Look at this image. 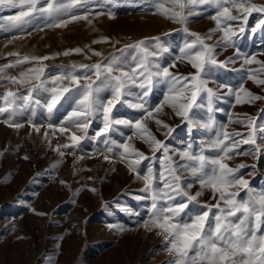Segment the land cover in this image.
Masks as SVG:
<instances>
[{"label":"snow or ice","instance_id":"6c2138e0","mask_svg":"<svg viewBox=\"0 0 264 264\" xmlns=\"http://www.w3.org/2000/svg\"><path fill=\"white\" fill-rule=\"evenodd\" d=\"M124 6L158 15L179 27L163 36L124 44L107 55L90 47L88 52L77 47L42 57L9 53L17 58L0 67V87L5 88L0 93V124L17 131L27 125L32 133L42 134V142L56 156L53 169L66 163L68 156L74 165L100 157L110 165H122L139 184L134 198L143 202L139 207L144 211L132 209L139 217L137 225L162 241L169 264H264V187L246 178L255 177V171H242L256 170L257 162L264 160V125L257 124L264 114V3L0 0V13H11L0 15V34L12 33L14 40L32 31L66 28L89 16L111 20L116 18L115 9ZM254 13L259 18L250 27ZM202 15L214 22L206 36L189 28L192 17ZM249 32L262 34L257 51L244 50ZM216 33L220 34L216 41L207 43ZM109 42L108 38L93 41ZM228 49L232 54L219 59ZM73 53L86 60L98 59L58 66L54 74L44 64ZM181 63L188 68L186 74L173 71ZM24 66L28 67L18 75L8 74ZM232 73H238L239 81ZM249 82L259 94L246 87ZM220 102L233 107L262 104L257 116L245 113L234 119L226 113L227 123L244 125L245 134L226 131L218 115L224 111ZM61 109L64 113L57 116ZM41 113L46 123L38 122ZM23 114L30 118L17 122ZM54 117L58 122H53ZM181 127L186 137L178 148L172 141ZM50 133L56 139L59 133L64 142L53 146ZM86 141L91 148H82ZM242 145L249 147L242 149ZM238 156L256 162L230 166L229 161ZM20 158L30 159L27 154ZM58 183L70 187L64 179ZM82 187L94 195L99 191L94 186ZM205 193L210 200L200 199ZM31 211L46 215L35 208ZM108 228L126 231L115 224Z\"/></svg>","mask_w":264,"mask_h":264},{"label":"rangeland","instance_id":"374dc122","mask_svg":"<svg viewBox=\"0 0 264 264\" xmlns=\"http://www.w3.org/2000/svg\"><path fill=\"white\" fill-rule=\"evenodd\" d=\"M253 2L261 4L264 0ZM115 11V19L89 16L87 20L75 22L66 28L32 31L31 35H22L14 40L10 39L12 33L0 34V67L15 61L17 57L9 55L13 52L19 53L21 58L24 55L42 57L77 47L88 52L90 47L107 55L124 44L163 36L179 27L158 15H151L131 6L119 7ZM9 14L11 13L7 11L0 13L4 16ZM258 18L259 14L254 13L249 26H254ZM192 20L194 22L190 23V30L202 36H206L214 27V22L207 15L194 16ZM219 35L214 34L213 39L206 42L214 43ZM248 36L251 38L243 41L244 50L257 51L262 34L257 32L255 36H251L249 32ZM103 38H108L110 42L93 43L94 40ZM231 54L232 49H228L222 52L219 59ZM96 59L98 58L93 57L92 60H86L83 55L73 53L67 57L59 55L44 64L54 74L58 66L91 63ZM26 67L28 66L9 70L8 74L18 75ZM173 71L186 74L188 68L181 63ZM231 75L235 77V81H239L238 73ZM246 87L259 94V90L251 82ZM3 91L5 88L0 87V93ZM261 104L262 102H256L255 105L233 107L227 102H220L224 111L218 115L226 123V131L246 134L248 129L244 125L227 123L226 113H232L234 119L237 115L243 118L245 113L257 116ZM64 111L61 109L57 116ZM29 118L27 114H23L16 119L20 122ZM37 120L46 123V115L41 113ZM53 122H58L55 117ZM257 124L264 125V114H261ZM151 126L155 128L154 124ZM43 131L44 129L42 133ZM56 137L59 139L53 138L51 133L49 135L53 146L64 142L59 133H56ZM175 137L172 143L178 148L182 147L180 140L185 139L186 129L178 128ZM138 146L144 148L143 145ZM91 147L88 141L82 146ZM248 147L242 145V149ZM0 150H4V155H0V264H169L162 241L155 235L145 233L137 225L139 217L132 214V209L144 211L139 207L143 202L134 198L139 184L126 173L122 165H110L102 157L85 159L74 165L73 157L68 156L66 163L53 169L55 153L42 142V134L32 133L27 125L17 131L0 124ZM25 154L30 157L27 161L20 158ZM241 162L250 165L256 161L250 157L238 156L229 161V164L235 166ZM112 167H116L118 171L112 172ZM242 171H255V177L246 178L257 187H264V160L257 162L256 170L248 168ZM88 177H93V180ZM60 179L66 180L70 187H62L58 183ZM83 185L94 186L99 191L94 195ZM197 189L198 185L193 191ZM200 199L210 200V196L205 193ZM32 208L46 215H34ZM109 224L123 226L126 231H110Z\"/></svg>","mask_w":264,"mask_h":264}]
</instances>
